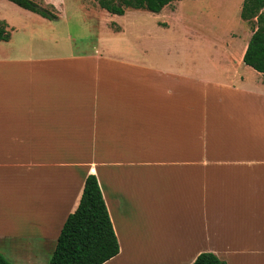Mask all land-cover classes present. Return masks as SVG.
<instances>
[{"label": "crops", "instance_id": "crops-1", "mask_svg": "<svg viewBox=\"0 0 264 264\" xmlns=\"http://www.w3.org/2000/svg\"><path fill=\"white\" fill-rule=\"evenodd\" d=\"M183 1L166 27L162 12L175 1L135 28L142 57L155 29L172 35L189 15L208 17L194 14L199 0L189 10ZM233 1V26L194 29L216 59L188 62L106 56L131 23L113 32L97 19L93 51L7 58L1 44L32 36L25 19H47L25 9L0 16L10 33L0 42V254L49 261L92 174L119 245L104 264H192L201 253L264 264V77L243 63L252 31L240 19L244 0Z\"/></svg>", "mask_w": 264, "mask_h": 264}, {"label": "rangeland", "instance_id": "rangeland-1", "mask_svg": "<svg viewBox=\"0 0 264 264\" xmlns=\"http://www.w3.org/2000/svg\"><path fill=\"white\" fill-rule=\"evenodd\" d=\"M0 1V16L15 18L16 12H23L25 10L18 8L14 4L7 1ZM40 7L46 8L52 11L56 15V20H46L43 25L31 22L33 19H25L27 23L34 28L32 36H22L21 31L18 34H13L14 45H5L7 58H13L15 55L17 58H21L24 55L32 53V58L48 57L56 58L59 56H69L76 54H83L87 51H91L93 46H96V40L98 39V30L91 27L92 20L97 19V22L102 20L110 23V27L113 32L119 31L120 26L125 27L130 25L131 32L126 34L123 39L110 38V41L105 44L103 48V54L106 56H112L113 58H132V59H145V61H155L159 63H166L169 61H195V60H207L209 56L211 59H216L215 56L209 53L206 46L203 45L201 36L196 34L194 29L204 28L205 25H214L219 29H228L233 26L235 21V14L232 15V7L234 5L233 0H199V5L195 9L194 14H198L201 11H208V17L195 18L188 17V25L186 30H181L177 23L172 31V35L163 31L162 28L155 29L154 43L148 41V52L145 51L144 57L140 55L141 49H137V39H139L140 28L144 20L150 22L158 18V14H152L144 10H129L124 16L110 15L98 8L95 0H33ZM192 0H184V6L186 10L193 8L190 2ZM202 3V4H201ZM180 2L175 1L169 8L162 12L161 26L166 27L167 16L169 17L176 8H178ZM7 5V6H6ZM20 9V11L14 10V8ZM205 8V10H202ZM230 15L228 18L227 15ZM19 15V14H17ZM200 15V14H199ZM27 18V17H25ZM24 19H13L12 22L16 26H20L24 23ZM145 26L146 23H145ZM152 33V32H150ZM247 34L250 31L247 30ZM22 36V37H21ZM167 36V37H164ZM109 39V38H108ZM114 39V40H113ZM24 40L25 45H32L28 48L31 52L21 53L17 52L16 45ZM116 40V41H115ZM157 40V41H156ZM19 41V42H18ZM146 44V43H145ZM20 50L22 49L19 46ZM96 48V47H95ZM94 49H92L93 51ZM124 53V54H123ZM126 56V57H124ZM209 60V59H208ZM11 255H6V259L12 264H19L15 258ZM49 256V255H48ZM20 264L21 261L19 260ZM43 264H47L48 261H41Z\"/></svg>", "mask_w": 264, "mask_h": 264}, {"label": "trees", "instance_id": "trees-1", "mask_svg": "<svg viewBox=\"0 0 264 264\" xmlns=\"http://www.w3.org/2000/svg\"><path fill=\"white\" fill-rule=\"evenodd\" d=\"M47 20L56 15L33 0H7ZM173 1L182 0H95L98 8L110 15L123 16L128 10H144L158 14ZM241 21L252 31L243 55V63L264 77V0H244ZM10 33L0 21V42H7ZM119 252L102 194L95 175L84 181L79 204L63 223L54 251L47 264H104ZM0 264H12L0 254ZM192 264H226L212 253H201Z\"/></svg>", "mask_w": 264, "mask_h": 264}]
</instances>
